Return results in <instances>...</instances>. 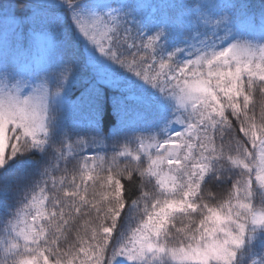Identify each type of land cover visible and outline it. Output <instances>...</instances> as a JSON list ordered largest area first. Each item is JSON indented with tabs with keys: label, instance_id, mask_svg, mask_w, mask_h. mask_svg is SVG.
<instances>
[{
	"label": "snow or ice",
	"instance_id": "1",
	"mask_svg": "<svg viewBox=\"0 0 264 264\" xmlns=\"http://www.w3.org/2000/svg\"><path fill=\"white\" fill-rule=\"evenodd\" d=\"M0 264H264V0H0Z\"/></svg>",
	"mask_w": 264,
	"mask_h": 264
},
{
	"label": "trees",
	"instance_id": "2",
	"mask_svg": "<svg viewBox=\"0 0 264 264\" xmlns=\"http://www.w3.org/2000/svg\"><path fill=\"white\" fill-rule=\"evenodd\" d=\"M6 2V0H5ZM238 2L243 3L246 5L256 16L259 17V11H260V4L262 0H238ZM49 14L56 17H61L60 25L61 27L57 28L56 26L49 25V31L45 34H39V30H37V35L33 36L32 33L29 30L26 31V38L28 42L31 45V56L35 49V42L38 38H45V39H51L53 33L57 32H63L67 29L68 22L65 21L63 17V13L57 9L52 8L49 11ZM34 54V53H33ZM89 79V69L85 64H81L80 69L77 73L76 79L72 81L71 84L67 86L66 94L63 97V108H64V115L66 117L67 124L70 128H77L78 130L88 131L85 128L86 124V118L84 115V110L80 107L81 105V94L86 87ZM55 91V87L52 89ZM257 101L260 100L259 95H257ZM142 122L139 121H132L129 126V132L133 136H140L141 133L138 131H134L136 128L142 127ZM105 135H107V131L105 132ZM106 147H100V148H89L87 151L89 153H100L101 155H108L109 157L112 155L113 150V143L109 141H105ZM135 143H132L128 145L130 148H135ZM116 147H119V145H116ZM78 166V160H71L70 163H68V168L71 170L74 167ZM60 173H56V176L59 177ZM126 183V182H125ZM218 193L222 194V190H217ZM215 194V193H214ZM254 203L257 207H261V200L260 197L257 196L254 200Z\"/></svg>",
	"mask_w": 264,
	"mask_h": 264
},
{
	"label": "rangeland",
	"instance_id": "3",
	"mask_svg": "<svg viewBox=\"0 0 264 264\" xmlns=\"http://www.w3.org/2000/svg\"><path fill=\"white\" fill-rule=\"evenodd\" d=\"M50 39L38 38L35 42V49L30 55V66L31 67H40L47 60L48 49H49ZM23 94V93H22Z\"/></svg>",
	"mask_w": 264,
	"mask_h": 264
}]
</instances>
